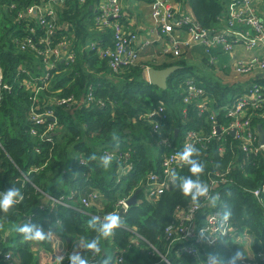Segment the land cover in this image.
<instances>
[{
	"label": "trees",
	"instance_id": "obj_1",
	"mask_svg": "<svg viewBox=\"0 0 264 264\" xmlns=\"http://www.w3.org/2000/svg\"><path fill=\"white\" fill-rule=\"evenodd\" d=\"M31 1L37 0H0V66L5 83L11 87L9 91H2L0 101V195L3 198V194L16 187L24 197L7 213L0 210V255L5 251L11 252L15 257L13 264H71L70 256H79L89 264H167L152 252V247L164 254L169 264H196L191 256L179 251V242L165 250L169 240L163 230L173 220V209L186 206L191 198L184 196L173 182L152 200L146 199L135 186L148 171L158 170L161 155L174 147L185 130L207 126L205 114L198 116L188 110L186 119L180 114L179 93L185 80L191 79L202 86L213 97L215 106L230 102L243 89L236 81L220 83L201 75L183 59L151 65L154 68L179 66L166 79L164 89L149 83L137 64L118 76L110 73L105 60L99 59L94 50L85 46L87 41L111 46L108 30L103 28L105 34L93 36L88 27L101 28L91 21L94 12L88 8L89 2L86 0L78 6L76 0H66L56 8L59 9L56 15L60 25L57 34L63 33L72 40L75 59L46 70L48 78L32 80L37 86L46 83L42 93L36 97L35 105L44 106L53 96L79 98L88 84L92 85L94 96L101 99L103 105H78L70 112L53 107L58 125L56 132H52L49 139L32 138L28 133L34 127L28 119L30 88L18 86L16 82L21 78L40 77L41 66L32 54L14 52L10 40L22 35V31L11 18L16 8L3 7L10 2L25 7ZM182 1L203 27L212 26L223 8V0ZM121 15L122 12L119 17L122 23ZM253 82L264 87L262 79ZM57 89L60 91L56 92ZM157 105L165 107L166 114L159 120V132H152L145 114ZM258 122L264 130V121ZM135 126L145 128L150 140L135 133ZM34 128L37 134L43 130L42 126ZM115 135L118 140L113 138ZM162 137H167V146L158 143ZM225 138L226 146L230 136ZM116 145L130 153L131 168L122 175L117 174L115 161L108 168L98 161L102 150ZM216 146L215 139H210L205 147L193 146L198 150L193 159L204 164V172L199 177L203 182L207 173L223 171L231 159L229 152L219 154ZM35 147L38 152H35ZM93 156L96 159H92ZM234 161L241 166L226 174L230 181L216 186L219 195L216 208L229 213L231 232L215 241L213 255L221 264H264V210L250 193L264 183V153L244 160L236 152ZM31 166L40 169L28 172L26 179L17 184L20 172L26 173ZM178 176H192L190 166L187 165ZM132 188L137 189L136 202L128 206L122 220L127 227L135 228V234L117 228L114 235L100 238L101 251L95 253L87 245L98 233L88 227L92 216L81 211L78 196L96 192L95 200L103 211L108 212L113 208L116 197ZM40 192L55 198L71 192L70 204L74 208L54 204L50 209L40 210L36 207ZM258 197L264 205V192ZM83 210L92 214L95 211L93 208ZM28 213L33 215L29 222H25L22 216ZM25 224L41 229L46 239L25 241L17 231L18 226ZM3 227L9 229V236L1 237ZM135 235L144 241L136 237L138 245L128 248L129 240ZM114 246L125 249L121 262L113 261L116 255ZM237 251L243 254L242 259L235 257Z\"/></svg>",
	"mask_w": 264,
	"mask_h": 264
},
{
	"label": "built area",
	"instance_id": "obj_2",
	"mask_svg": "<svg viewBox=\"0 0 264 264\" xmlns=\"http://www.w3.org/2000/svg\"><path fill=\"white\" fill-rule=\"evenodd\" d=\"M64 1L66 0H37L31 1L25 7L17 6L14 2L3 4V7L8 9L16 8L11 18L20 25L22 31V35L10 40L14 52L32 54L41 66L40 77L21 78L16 82L18 86L23 87L25 85L30 88L28 119L32 122V126L43 127L39 134L36 133L34 127L30 128L28 133L32 138H37L38 136L39 139L42 137L43 139H49L51 133L56 132L55 129L58 125L53 107L62 110H72L78 105L97 107L103 105L102 100L94 96L93 87L90 84L85 86L79 98L72 95L53 96L45 102L44 106L35 105L36 97L42 93L46 83L37 86L33 84L32 80L48 78L46 70L54 69L60 63H71L75 59L72 40L68 35L57 34V29L60 28V25L57 22L55 5ZM85 1L76 0L78 6L83 5ZM230 1L231 5L224 20L226 30H219L211 26H201L191 16L189 10L188 12L179 10L178 7H174V1L172 0H149L150 17L154 22L153 30L166 35L172 29H178L184 35L183 39L171 38L168 44L163 45L160 54L173 59H181V47H199L206 63L215 67L219 53L231 54L236 46L242 45L246 49H252L257 44L263 43L264 24L254 12L251 0ZM121 8L120 0H100L94 9L91 21L95 26L108 30L111 46L96 45L94 41H87L85 44L86 48L94 50L99 59L105 60L108 71L115 75L135 66L138 59V50L133 45L135 35L126 32L119 21ZM240 26H242L241 32L234 30V28ZM215 48H218V52L213 51ZM231 65L233 79L249 74L252 75L255 72L261 73L264 71V55L253 56L247 60L235 59ZM10 88V85L4 81L0 66V101L2 91H9ZM242 89L241 92L233 96L230 102L215 106L213 97L202 86L191 79L185 80L179 93L180 114L185 119L187 118L188 110L198 116L205 114L204 122L207 126L185 130L176 141L174 147L161 155L158 170L148 171L135 186V188L142 191L143 196L148 200L156 198L167 190L172 182L171 173L173 171L177 174L182 173L187 166L179 156L186 144L205 147L210 139H215L217 141L216 150L219 154L230 153L231 159L223 171L206 174L204 183L209 186L208 195L198 197L197 204L189 201L184 207L176 206L173 209L172 222L163 229L165 238L169 240L165 250L171 244L179 242V251L191 256L196 264H221V261L213 255V245L221 235L231 232V229L228 226V217L226 220L224 219L226 212L216 208L219 202L216 186L230 181L225 177L226 174L236 166H241L234 161L236 152H239L244 160L256 158V156L264 153V143L260 144L257 142L255 127L258 121H264V87L251 82ZM59 91V89L56 90V92ZM165 114V107L162 105H157L146 112L145 116L152 132H159V120L164 119ZM218 116H220V121ZM227 135L230 136V140L227 141L225 146L224 141H226L225 136ZM158 143L167 146V137L160 138ZM34 149L35 152H38V148L35 147ZM106 155L111 156L112 161L117 163L116 170L118 175H122L131 168L128 150H120L117 145L110 149H104L100 152L99 163H101L100 158ZM38 169L40 167L31 166L26 174L35 172ZM23 179H26L25 174L20 172V176L17 179L19 185L23 182ZM135 188H132L126 194L117 196L113 203V208L108 212L103 211L101 204L95 200L97 193L94 191L78 196V203L81 211L92 217H100L103 220L106 214L116 212L122 218L128 208L126 201ZM261 192H264V183L250 191L264 210V205L258 197ZM40 193L44 194L47 200L46 203L38 202L36 204V207L40 210L50 209L54 204L74 208L70 204L72 199L71 192L57 198L43 192ZM217 196L218 199L213 203V199ZM0 199H2L1 195ZM83 208H93L95 211L92 214L84 211ZM32 215V213L25 214L22 219L25 222H29ZM119 228L135 234L134 227H127L123 224ZM1 237H3L2 232ZM136 237L139 240L142 239L135 235V238L129 240L128 248H132L131 245H138L139 240ZM113 249L115 250L114 253H116L113 261L121 262L125 249H118L115 246ZM150 249L158 254L163 262L169 264L164 254H160L155 248L150 247ZM14 259V255L8 251L2 252L0 255L2 264H13ZM260 259L263 260L262 257ZM86 264H89V262L87 261Z\"/></svg>",
	"mask_w": 264,
	"mask_h": 264
},
{
	"label": "crops",
	"instance_id": "obj_3",
	"mask_svg": "<svg viewBox=\"0 0 264 264\" xmlns=\"http://www.w3.org/2000/svg\"><path fill=\"white\" fill-rule=\"evenodd\" d=\"M88 8L94 9L100 0H87ZM174 1V7H178L181 11L188 12V8L182 0ZM121 2V20L122 25L126 32L134 34L135 39L133 45L138 50L137 65L141 67V74L147 80V68L151 65H160L167 62H173L179 59H173L169 56H162L160 50L163 45L168 44L171 38L183 39L184 35L178 29H172L166 35H162L159 32L153 30L154 22L150 17V3L148 0H120ZM251 4L254 12L260 17L264 24V0H251ZM231 5L230 0L222 1V12L219 19L212 24L211 27L219 30H226L224 25L225 16ZM59 4H56L57 8ZM59 10V9H57ZM244 28V27H243ZM242 26L234 28V30L241 32ZM88 30L93 36L103 35L104 29L95 30L88 27ZM233 30V31H234ZM182 58L180 60H186L187 63L194 67V69L201 75L208 76L212 79L221 81L222 83L236 81L241 88L245 87L248 83L256 81L257 79L264 80V71L261 73H254L242 76L240 78L232 79V63L233 60H247L253 56L264 55V42L257 44L252 49H246L242 45L236 46L231 54H220L217 59V65L212 67L208 65L203 57L201 49L199 47H181ZM218 52V48L213 49ZM219 60V62H218ZM231 78V80L229 79ZM242 78V79H241ZM247 83V84H246ZM71 110H69L70 112ZM25 178H26V173ZM40 203H46L47 200L44 194L39 197ZM2 235L9 236L10 232L8 228L3 227Z\"/></svg>",
	"mask_w": 264,
	"mask_h": 264
},
{
	"label": "clouds",
	"instance_id": "obj_4",
	"mask_svg": "<svg viewBox=\"0 0 264 264\" xmlns=\"http://www.w3.org/2000/svg\"><path fill=\"white\" fill-rule=\"evenodd\" d=\"M113 138L118 140L116 135ZM194 155H198V150L191 146V144H186L183 151L179 153L180 159L190 166V172L192 173V176H195L196 178L193 179L192 176L181 177L173 171L171 173V180L176 184L184 196L190 197L193 204H197L198 197L208 195L209 186L199 178L204 172V164L193 159ZM92 159H96V157L93 156ZM100 159L104 168H108L112 162V157L108 155L103 156ZM23 199L24 197L20 190L16 187H12L3 194V198L0 199V210L7 213L10 208L15 204L20 203ZM216 199H218V196L213 199V203H215ZM228 215L229 213H225V220ZM123 223L124 221L121 216L116 212L106 214L103 217V220H101L100 217H92L88 222V227L94 229L98 233V236L93 238L92 242L89 243L87 247L99 254L101 251L100 238H108L114 235V230L121 227ZM17 231L22 234L25 241H43L46 239V234L41 229L29 226L28 224L18 226ZM235 257L242 259L243 254L237 251ZM69 260L71 261V264H86V261L80 259L79 256H70Z\"/></svg>",
	"mask_w": 264,
	"mask_h": 264
},
{
	"label": "water",
	"instance_id": "obj_5",
	"mask_svg": "<svg viewBox=\"0 0 264 264\" xmlns=\"http://www.w3.org/2000/svg\"><path fill=\"white\" fill-rule=\"evenodd\" d=\"M178 65H170L164 68H147V81L157 88L164 89L166 85V79L169 75L177 69ZM257 142L264 143V130L260 124H256ZM19 184V181L17 182ZM136 192L137 189L132 192L130 197L127 199L126 203L128 206L133 205L136 202Z\"/></svg>",
	"mask_w": 264,
	"mask_h": 264
},
{
	"label": "rangeland",
	"instance_id": "obj_6",
	"mask_svg": "<svg viewBox=\"0 0 264 264\" xmlns=\"http://www.w3.org/2000/svg\"><path fill=\"white\" fill-rule=\"evenodd\" d=\"M218 62H219V60H218ZM63 71V70H62ZM40 74V73H39ZM118 76V75H117ZM238 78H240V77H238ZM230 80H231V78H229ZM232 79H233V77H232ZM242 79V78H241ZM220 83H222L221 81H219ZM134 132L135 133H137V134H139L141 137H144V138H147L148 140H150V137L149 136H147V131H146V129L145 128H143L142 126H135V128H134ZM103 238V237H102ZM246 240V239H245ZM246 243H247V241H246Z\"/></svg>",
	"mask_w": 264,
	"mask_h": 264
}]
</instances>
